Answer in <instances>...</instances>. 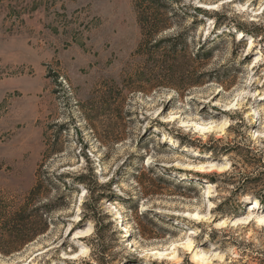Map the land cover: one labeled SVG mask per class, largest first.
Wrapping results in <instances>:
<instances>
[{
  "label": "rangeland",
  "instance_id": "374dc122",
  "mask_svg": "<svg viewBox=\"0 0 264 264\" xmlns=\"http://www.w3.org/2000/svg\"><path fill=\"white\" fill-rule=\"evenodd\" d=\"M138 2L0 0V264H264V0Z\"/></svg>",
  "mask_w": 264,
  "mask_h": 264
},
{
  "label": "trees",
  "instance_id": "16d2710c",
  "mask_svg": "<svg viewBox=\"0 0 264 264\" xmlns=\"http://www.w3.org/2000/svg\"><path fill=\"white\" fill-rule=\"evenodd\" d=\"M137 17L141 28L142 38L138 45V51H147V54L154 53L155 48H159V44L151 46L149 45L153 38L160 32L169 27V16H178L181 11L173 7L171 0H139L137 3ZM201 11V10H199ZM149 45V47H147ZM171 53H174V47L170 49ZM79 182L84 183L83 179H79ZM37 189V186L35 187ZM33 193L35 191L33 190ZM32 194V193H31ZM263 200V198H260ZM27 205H24L21 211L12 213L9 218L3 223L5 230L10 234L19 237H25L23 241L31 240L35 235H38L36 231L33 233L24 234V232H30L27 229V221L23 217L26 212ZM0 213V219L3 220ZM25 223L22 227V224ZM18 223H22L18 225ZM26 226V227H25Z\"/></svg>",
  "mask_w": 264,
  "mask_h": 264
},
{
  "label": "bare ground",
  "instance_id": "6f19581e",
  "mask_svg": "<svg viewBox=\"0 0 264 264\" xmlns=\"http://www.w3.org/2000/svg\"><path fill=\"white\" fill-rule=\"evenodd\" d=\"M256 55H258V58H261L262 56L260 55V54H256ZM255 113H256V117H258V112L257 111H255ZM255 117V116H254ZM227 127V126H226ZM264 137V131L263 132H261V133H257V135H256V137ZM207 167L209 168V169H211V170H214V171H217V172H223V171H226L227 170V168H228V166H225V165H219V164H208L207 165ZM258 199H254V201H253V203L254 204H252V207L254 208L256 205H258ZM191 218L193 219V220H199V219H202V218H206V215L204 214V213H191ZM249 221H246L245 223H248ZM257 222L258 223H264V217L262 216V217H258L257 218ZM236 223V222H235ZM219 225H221V224H219ZM191 247H192V244H191ZM86 253V251L85 250H81L80 252H78L77 253V255H76V257H81V256H84V254ZM194 259L196 260V261H199V260H201V257H199V256H195L194 257ZM195 261V262H196Z\"/></svg>",
  "mask_w": 264,
  "mask_h": 264
}]
</instances>
